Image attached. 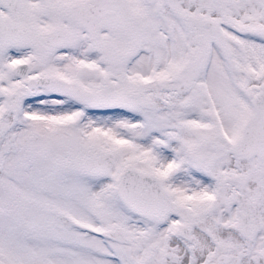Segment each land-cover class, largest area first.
Returning <instances> with one entry per match:
<instances>
[{
    "label": "snow or ice",
    "instance_id": "snow-or-ice-1",
    "mask_svg": "<svg viewBox=\"0 0 264 264\" xmlns=\"http://www.w3.org/2000/svg\"><path fill=\"white\" fill-rule=\"evenodd\" d=\"M0 264H264V0H0Z\"/></svg>",
    "mask_w": 264,
    "mask_h": 264
}]
</instances>
